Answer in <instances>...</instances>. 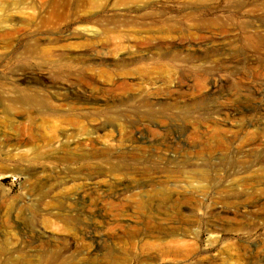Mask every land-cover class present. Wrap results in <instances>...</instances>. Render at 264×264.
Returning <instances> with one entry per match:
<instances>
[{
	"label": "rangeland",
	"instance_id": "1",
	"mask_svg": "<svg viewBox=\"0 0 264 264\" xmlns=\"http://www.w3.org/2000/svg\"><path fill=\"white\" fill-rule=\"evenodd\" d=\"M0 20V264H264V0H0Z\"/></svg>",
	"mask_w": 264,
	"mask_h": 264
},
{
	"label": "bare ground",
	"instance_id": "2",
	"mask_svg": "<svg viewBox=\"0 0 264 264\" xmlns=\"http://www.w3.org/2000/svg\"><path fill=\"white\" fill-rule=\"evenodd\" d=\"M0 21H2V20H0ZM37 58H41V59L43 58L45 61H47V60H51L52 55L51 54H46V53L40 55V53H38ZM85 67H87V66H85ZM54 87L57 88V86H52L53 89H54ZM4 88L5 87H3V89ZM65 93H67V92H65ZM74 95L76 96V99H80V100L81 99H86L87 97H89V98L91 97V95L89 93H87L85 88H81V89L75 88L74 89ZM43 99H44L45 102L48 101V98L46 96V91L41 90V88H38V87L28 88V89H26L24 91H19L17 94L11 95V97H10L11 104L9 105V109H12L13 105L16 104L17 102H20V103H23V104H27V105H40V103H41V101ZM150 112L152 113V111L146 112L145 113L146 116ZM98 127H99V125H93L92 129L93 128H98ZM16 149H17V147H16ZM257 162L260 163L263 166V168H264V158L262 156H259L257 158ZM200 176L204 177V175H201V174H200ZM45 256H47L49 258H52L54 256V254H53V252L51 250H48L47 252H45L43 254V257H45ZM214 260H215V258L209 257L207 259H204L202 262H204V264H214Z\"/></svg>",
	"mask_w": 264,
	"mask_h": 264
}]
</instances>
